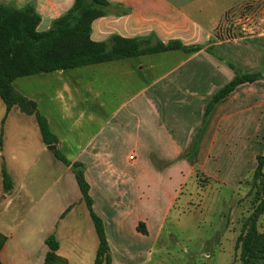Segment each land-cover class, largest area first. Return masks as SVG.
Returning a JSON list of instances; mask_svg holds the SVG:
<instances>
[{
	"label": "crops",
	"instance_id": "obj_1",
	"mask_svg": "<svg viewBox=\"0 0 264 264\" xmlns=\"http://www.w3.org/2000/svg\"><path fill=\"white\" fill-rule=\"evenodd\" d=\"M12 1L22 5L28 0ZM35 1L42 15L39 30H47L75 0ZM109 1L108 14L93 21L91 37L95 41L118 34L202 46L191 53L176 49L86 65L115 76L118 93L121 81L125 82L122 86L128 82L136 89L117 100L111 112L103 108L115 94L105 90L109 77L102 80L103 89L99 90L94 80L82 83L78 79L82 74L77 70L85 66L35 74L44 80L49 76L53 86L66 89L68 99L56 92L55 100L66 99L60 102L61 109L70 119L79 125L82 120L97 125L80 140H66L53 129L54 117L45 115L59 139L56 149L86 166L93 208L104 220L111 264H149L181 195L185 193L184 200H189L198 183L206 188H238L252 178L257 157L264 154V78L237 86L215 104L202 124L213 93L235 76L228 62L247 73L263 67L264 30L220 33L231 13L255 0ZM259 20L263 23L264 16ZM157 54L162 58L141 62L147 55ZM48 103L53 106L52 100ZM200 127L195 150L185 155ZM82 129L78 126L81 137ZM43 144L42 149L50 152L48 162L58 167L60 174L31 200L28 209L19 211L13 226L0 219V232L6 236L0 259L3 264H44L45 239L55 233L60 245L57 253L69 264H94L99 237L75 174L56 156L55 149ZM132 154L134 159H130ZM0 184L3 188V181ZM10 192L2 193L1 199L14 202Z\"/></svg>",
	"mask_w": 264,
	"mask_h": 264
},
{
	"label": "rangeland",
	"instance_id": "obj_2",
	"mask_svg": "<svg viewBox=\"0 0 264 264\" xmlns=\"http://www.w3.org/2000/svg\"><path fill=\"white\" fill-rule=\"evenodd\" d=\"M261 16H264V0L243 3L225 19L220 33L241 35L248 31L260 32L264 30V22L260 23L259 20ZM161 58L159 54L147 55L141 62L147 63L150 59ZM100 69L97 66L79 68L77 71L81 72L82 78L78 79L82 83L92 79L97 83L94 84L95 89H103L102 80H106L109 74ZM92 73L93 76L90 77ZM47 77L49 76H45L44 80L39 75L24 76L16 79L14 84L20 92L39 102L38 108L43 115L51 119L54 117L51 120L53 129L66 140L86 137L97 125L82 120L80 125L84 128V135L81 137L78 133L79 123L70 119L61 109L60 102L68 99L66 89L59 84L53 86ZM114 77H109L105 87V90L115 91L103 106L108 112L114 109L117 100L128 97L136 90L128 82L126 86H122L125 82L120 80L121 89L118 93L117 81L112 79ZM73 88L71 87L72 94L75 95ZM56 92H61L66 99L55 100ZM49 100L53 101V106L48 103ZM5 115L6 104L0 98V183L1 166L5 163L16 188L10 192L14 202L7 203L1 199L2 193L6 192L0 184V219H6L13 226L21 215L19 211L23 213L28 209L31 200L46 191L60 171L48 162L50 152L42 149L43 139L35 116L22 112L18 106L13 107L4 120ZM61 117L64 119L59 123ZM253 181L252 176L234 189L218 185H208L206 188L200 187L198 183L199 191L195 193L198 189H193L189 200H184L185 193L181 195L167 220L159 243L153 250L149 264H240V251L236 249V241L244 220L258 204ZM26 192L29 198L25 196ZM21 196L22 200L18 198ZM257 228L260 233H264V213L257 220Z\"/></svg>",
	"mask_w": 264,
	"mask_h": 264
},
{
	"label": "trees",
	"instance_id": "obj_3",
	"mask_svg": "<svg viewBox=\"0 0 264 264\" xmlns=\"http://www.w3.org/2000/svg\"><path fill=\"white\" fill-rule=\"evenodd\" d=\"M111 5L109 0H75L65 13L52 21L47 30H39L42 15L35 0H28L22 5L14 1L0 0V98L6 104L4 120L12 108L18 106L22 112L35 116L43 142L56 145L59 139L51 130L48 118L40 112L36 100L16 88V79L146 54L176 49L191 53L202 48L201 45H184L180 40L164 43L153 36L128 38L113 34L107 40L95 41L91 37L93 21L108 14ZM228 64L235 71V76L213 93L205 107L202 124L215 104L237 86L264 78V63L261 70L253 73L244 72L231 62ZM201 128L195 134L185 155L195 150ZM54 153L66 165L71 166L95 224L99 246L94 264H111L112 256L104 220L93 208L85 164L82 161L69 160L59 149H55ZM257 160L253 187L256 188L258 204L244 220L236 241V249L240 251V264H264V233H260L257 228V220L264 213V154L258 155ZM1 174L4 191L10 192L15 184L5 163L1 166ZM139 229L146 233L142 226ZM5 241L6 236L0 232V251ZM45 243L48 251L44 264H69L57 253L60 245L55 233L49 234ZM0 264H3L1 259Z\"/></svg>",
	"mask_w": 264,
	"mask_h": 264
},
{
	"label": "water",
	"instance_id": "obj_4",
	"mask_svg": "<svg viewBox=\"0 0 264 264\" xmlns=\"http://www.w3.org/2000/svg\"><path fill=\"white\" fill-rule=\"evenodd\" d=\"M56 148H57V145H55V144L49 145V149H51V150H54Z\"/></svg>",
	"mask_w": 264,
	"mask_h": 264
},
{
	"label": "built area",
	"instance_id": "obj_5",
	"mask_svg": "<svg viewBox=\"0 0 264 264\" xmlns=\"http://www.w3.org/2000/svg\"><path fill=\"white\" fill-rule=\"evenodd\" d=\"M134 157H135L134 154L130 155V159H134Z\"/></svg>",
	"mask_w": 264,
	"mask_h": 264
}]
</instances>
